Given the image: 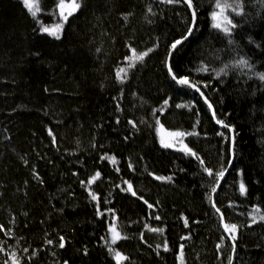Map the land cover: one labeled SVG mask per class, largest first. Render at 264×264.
Masks as SVG:
<instances>
[{
    "label": "trees",
    "instance_id": "1",
    "mask_svg": "<svg viewBox=\"0 0 264 264\" xmlns=\"http://www.w3.org/2000/svg\"><path fill=\"white\" fill-rule=\"evenodd\" d=\"M37 1L33 16L23 0H0V264H11L14 252L19 264H117L116 252L128 257L121 264H181V245L183 264L210 253L219 264L264 259L256 249L264 244V153L245 149L264 141L257 75L264 71L256 69L264 66V0H238L231 34L212 27L213 11L200 8L208 0H193L195 29L171 57L175 75L200 87L223 83L233 73L224 67L244 68L238 62L247 60L262 88L259 96L247 85L207 94L217 120L229 113L236 138L232 168L215 194L204 168L227 170L230 130L166 66L170 45L192 23L183 0H77L60 39L42 31L61 22L60 0ZM131 50L148 55L121 86L116 71ZM161 125L193 133L188 147L205 163L162 148ZM105 151L116 153L115 163ZM217 207L238 226L234 251ZM113 222L122 233L114 244ZM151 228L162 235L155 239Z\"/></svg>",
    "mask_w": 264,
    "mask_h": 264
},
{
    "label": "snow or ice",
    "instance_id": "2",
    "mask_svg": "<svg viewBox=\"0 0 264 264\" xmlns=\"http://www.w3.org/2000/svg\"><path fill=\"white\" fill-rule=\"evenodd\" d=\"M168 3H180L181 0H167ZM25 5L27 6L28 10L31 12V14L33 16H35L37 14V12L39 11L38 6L33 2V0H24ZM183 3L186 4V6L189 9H192L191 15H192V27L189 28L188 32L186 35H184L183 37H181L180 39L175 40L172 44H171V50L172 51H176L178 49V46L182 45L183 42L185 40H187L189 38V36H191L193 34V30L195 28V22H196V17H197V12H196V7L193 4V0H183ZM81 4L77 3V0H71L70 4H65L64 0H60L59 2V8H60V15L63 17V19L65 21L68 20L69 16H71L75 11H77L78 9H80ZM216 8L219 9V11H214L211 14V19L213 21L212 27L214 29L217 30H221L223 33L225 34H231V29H234L236 27L235 24H233L232 20L228 18V16L225 14L227 9L232 8L233 11H236V8H234L231 4L228 3H224L221 4L220 2L216 3ZM67 9V14H65V10ZM63 29V25H56L52 28L49 27H43L42 31L47 33L50 36L55 37L56 39H60V33ZM133 52H135V50H133ZM148 55V52H144L142 55H139L136 57V59L138 60H143L145 56ZM240 65H244L246 67L249 66L248 61L247 60H240L238 62ZM124 69H121L120 72L117 73V76H120L121 72H124ZM169 72H172L171 66L169 65ZM259 79L264 80V73H258L257 74ZM172 79L175 80L177 83H179L180 85H185V86H189L193 89H195L197 92H200L201 96L204 95L203 92L200 91V88L196 85L190 82L188 77H181V78H177V76L173 73L172 74ZM121 81H123V77H121ZM208 85L205 84L204 87H207ZM205 99H207L205 97ZM165 103H167V101H165ZM177 107H184L183 105H177ZM209 107H211V105L209 104ZM215 115V113H213ZM218 124L222 125L224 128H228L230 129V131L233 133V135L230 137V143H231V153L232 155L235 154V147H236V138H235V129L231 128L230 125L225 124L223 121L221 120H217L216 121ZM135 126V125H134ZM161 128H163V125H161ZM51 134V133H50ZM186 135H193V133H184V132H180V131H174V132H168L167 133V138L162 136L161 137V144L163 145V147L165 148H173L176 147V145L182 144L183 146L179 149L180 151L194 157L197 161H199L200 164H204V160L196 153L194 152L190 147H188L187 144L183 143V137ZM223 135V134H221ZM113 159V163H115V158ZM204 171L207 173V175L209 177H213V179L217 182L213 188H212V192L215 193L217 188L219 187V181L223 180L225 175H226V170L225 169H221L219 171L214 172L212 168L210 167H205ZM100 174L97 172L96 175L92 178L91 181H89V183H93L95 182V180H97L99 178ZM158 180H171V177H156ZM127 183V191H131L132 195H136V192L133 191V186L131 183ZM239 191L241 193V195H246L247 194V187L246 185L243 183V181H241L240 185H239ZM92 198L94 200L98 199V197L93 193L92 194ZM211 198V197H210ZM145 203H147V201H145ZM215 206V205H213ZM149 207H152V205H149ZM217 213H220L221 216V220L224 219L223 213L220 211V208H216ZM254 212L259 213L260 209L257 207L254 209ZM156 219H159V217L157 216ZM261 220H264V215L260 216ZM255 222V220L253 221ZM185 224L187 225V220H185ZM223 228L224 230L229 234L233 244V251L235 250V241L237 239V236L235 235V233L238 231V226L236 224H228V223H224L223 224ZM153 232H163V229H159V228H151L150 229ZM109 231L112 233V243H116V241L118 239H121L122 237L120 236V233L116 231V228L114 226H110ZM61 240H63V238L61 237ZM49 243H51V241H49ZM60 247H64V244L61 243ZM183 248L184 246L181 245L180 247V260H181V264H183ZM2 250V249H0ZM165 250H167V247L165 246ZM109 251H112V249H109ZM115 258L117 260V264H121L122 261L127 260L128 257L124 256L122 253L120 252H116L115 253ZM13 264H19V261L17 259H13ZM229 264H232V259L231 257L229 258Z\"/></svg>",
    "mask_w": 264,
    "mask_h": 264
},
{
    "label": "bare ground",
    "instance_id": "3",
    "mask_svg": "<svg viewBox=\"0 0 264 264\" xmlns=\"http://www.w3.org/2000/svg\"><path fill=\"white\" fill-rule=\"evenodd\" d=\"M196 1V0H195ZM203 0H198V2H202ZM215 0H208V3L206 4V5H201V9L202 8H204L205 9V16H206V13H207V10H209V11H214V9H215V7L214 8H209L210 7V5L214 2ZM221 1H224V0H221ZM221 1H219V2H221ZM154 2V4L156 5V6H159V5H161V3H160V0H154L153 1ZM216 6V5H215ZM191 10V12H192V9H190ZM238 12V11H237ZM236 12V13H237ZM233 15V14H232ZM232 15H231V20H232V22H233V24H234V21H233V19H232ZM62 18V17H61ZM196 19H198V17H196ZM200 19L204 22V23H206V21H207V19L206 18H204V17H200ZM65 20L62 18L61 19V22H57V24H61L62 25V23L64 22ZM56 23V22H55ZM55 23H53V24H55ZM211 23L213 24V21H212V19H211ZM195 24H196V22H195ZM51 26V25H50ZM192 27V23H191V26H190V28ZM195 29V28H194ZM194 31V30H193ZM187 33H185V35H186ZM192 36V35H191ZM191 36H189V38L188 39H190V37ZM180 39V38H179ZM187 39V40H188ZM187 40H185L184 42H186ZM183 42V43H184ZM171 46V45H170ZM179 47V46H178ZM262 49L264 50V46H262ZM261 50V49H260ZM262 51V50H261ZM175 51H172L171 50V47H169V52H168V56H167V63H166V66H167V71H168V74L170 75V77L172 78V74L174 73L175 74V72H174V70H173V67H172V64H171V57H172V55H173V53H174ZM247 53L249 54L250 53V51L249 50H247ZM138 53L135 51V52H133V50H131V54L125 59V60H122L120 63V66L117 68V73L118 72H120V70L121 69H124L125 67H128V69L123 73V72H121L120 73V76L118 77L117 76V80H119L120 82V85L121 86H124L125 85V82H126V76H127V74H128V72H129V70H130V68L138 61V59H136V60H134L133 62H131V58L132 57H134V56H136ZM140 55V54H139ZM117 65V64H116ZM169 65L171 66V69H172V72H169ZM224 70H228V69H231L232 71H233V73L232 74H230V75H228L227 77H226V79H225V81L223 82V83H213V84H210V85H208L207 87H204V86H202V87H200L197 83H195V82H193V81H191L190 79V82L191 83H193V84H196L199 88H200V91L201 92H203L204 93V95L203 96H201V94H200V92H197L195 89H193V88H191L190 87V89L199 97V101H197L196 102V104L197 105H201V106H203V107H207V108H205L206 109V111H210L211 112V115H212V117H213V119H214V121H217V118H216V114L214 115L213 113H215V105L213 104V102L211 101V99L207 96V94L208 93H217L218 91H219V88H220V86H222L221 88H220V91L221 90H223L224 88H227V87H231V86H233V85H242V86H249L250 88L251 87H253L255 90H256V94H258V96L259 95H261V94H263L261 91H262V88H261V86L260 85H258V84H256L255 82H258L251 74H250V72H249V69H251L249 66L248 67H246V66H244V68H242L241 66H231L230 68H227V67H224L223 68ZM256 69L258 70V71H264V66H261V65H257L256 66ZM121 77H123V81H121ZM178 78V77H177ZM179 79V78H178ZM254 79V80H253ZM253 81H255V82H253ZM205 97L207 98V99H205ZM209 104L211 105V107H209ZM130 121V120H129ZM221 121H223L225 124H228V125H230L231 126V128H234L235 129V126L234 125H232V122L230 121V118H229V113H226L224 116H223V118H222V120ZM130 123V122H129ZM220 127L222 128V129H228V128H224L222 125H220ZM230 130V129H229ZM162 131H165V132H174V131H177V130H173V129H169V128H161V127H157L156 128V130H155V134H156V138H157V141H158V143L160 144V146L162 147V148H164V149H170V150H174V151H178V152H182V151H180L179 149L183 146V145H181V146H179V145H177L176 147H173V148H165V147H163V145L161 144V136H160V133L162 132ZM180 132H182V131H180ZM227 133V132H226ZM226 133H225V136H226ZM230 133H231V136L233 135V133L230 131ZM227 136H228V133H227ZM183 143L184 144H187L188 145V141H187V136H184L183 137ZM253 145H248L247 147H245V149H253V148H255V149H257L258 151H260V152H263L264 153V141L263 140H261V139H259V140H257L256 142H253L252 143ZM189 146V145H188ZM182 153H184V152H182ZM197 153V152H196ZM184 154H186V153H184ZM109 157H110V159H112V158H117L118 156L116 155V154H114V153H110L109 154ZM113 160V159H112ZM228 169V168H227ZM227 171V170H226ZM230 171V170H229ZM228 171V172H229ZM245 171V170H244ZM228 172L226 173V175H225V177H224V179L226 178V176H227V174H228ZM223 179V180H224ZM223 180H221V181H219V187L217 188V190H216V192L215 193H217L218 192V190H219V188H220V186H221V183H222V181ZM215 193H213V194H215ZM113 224H116V222H113ZM116 226H117V224H116ZM118 227V226H117ZM162 234L161 233H159V234H157V232L155 233V235H154V238L155 239H158V237H160ZM121 236H122V233H121ZM111 241H112V239H110ZM258 245H260V246H258L256 249H259L260 250V252H258L259 254L260 253H262L263 251H264V244L261 242V241H259L258 243H257ZM50 246H52V244H50ZM52 249V248H51ZM43 250V249H42ZM45 250L46 251H48V248H45ZM45 250H43V251H45ZM72 251V250H71ZM14 257H15V259H19V256H18V254L16 253V252H14L12 255H11V264L13 263V259H14ZM191 259H193L190 263L191 264H196V261L197 262H199V263H201V264H219V259H218V256L217 255H215V254H212V253H210V254H208V255H205V256H199V257H196V258H191ZM195 260V261H194ZM264 261V259L261 257V258H256V259H254L253 260V263L252 264H262V262Z\"/></svg>",
    "mask_w": 264,
    "mask_h": 264
},
{
    "label": "rangeland",
    "instance_id": "4",
    "mask_svg": "<svg viewBox=\"0 0 264 264\" xmlns=\"http://www.w3.org/2000/svg\"><path fill=\"white\" fill-rule=\"evenodd\" d=\"M24 1V0H23ZM33 2L38 6V1L37 0H33ZM64 3L65 4H70L71 3V0H64ZM221 4H224V3H228V4H231L234 8H236V11H233L232 10V8H229V9H227V11H226V15L228 16V18L229 19H231V15L232 14H235L237 11H238V0H224V1H221L220 2ZM59 10H60V8H59ZM214 11H219V9H217L216 8V6H215V9H214ZM213 11V12H214ZM65 14H67V9L65 10ZM61 16V15H60ZM62 17V16H61ZM63 18V17H62ZM56 25H61V24H57V22L55 23V24H52L51 26H49V28H52V27H54V26H56ZM137 56H139V54H137L136 56H134V57H132L131 58V62H133L134 60H136V57ZM128 69V67H125L124 68V70L126 71ZM124 71V72H125ZM123 72V73H124ZM123 97V96H122ZM123 112H124V109H123ZM122 113V112H121ZM160 136L162 137V136H164V137H166L167 138V132H165V131H162L161 133H160ZM111 143H112V141H111ZM177 145H179V146H181L182 144H177ZM176 145V146H177ZM106 152V155H105V157L107 158V157H109V154L110 153H114V154H116L114 151H105ZM233 160H234V158H233V155L231 156V161L229 162V164H228V167L230 166L231 168H232V162H233ZM126 161L128 162V161H130V160H127L126 159ZM227 167V168H228ZM230 168V169H231ZM234 168V167H233ZM10 169L13 171V172H15L16 173V171H17V167H11L10 166ZM128 170L130 171V169L128 168ZM112 226H114L115 228H116V231L117 232H119L120 233V236H121V232H120V230H119V228L116 226V224H113ZM110 236H111V239H112V233L110 232Z\"/></svg>",
    "mask_w": 264,
    "mask_h": 264
},
{
    "label": "water",
    "instance_id": "5",
    "mask_svg": "<svg viewBox=\"0 0 264 264\" xmlns=\"http://www.w3.org/2000/svg\"><path fill=\"white\" fill-rule=\"evenodd\" d=\"M230 168H231V167L229 166L228 169H227V171H226V173L230 170ZM224 223H226V222H225V219L222 220V225H223ZM225 232H226V231H225ZM226 233H227V232H226ZM227 235H228V237H230L228 233H227Z\"/></svg>",
    "mask_w": 264,
    "mask_h": 264
}]
</instances>
